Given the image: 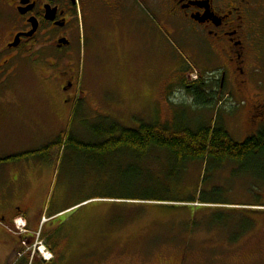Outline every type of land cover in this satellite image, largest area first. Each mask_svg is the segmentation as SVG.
Segmentation results:
<instances>
[{
  "label": "rangeland",
  "instance_id": "obj_1",
  "mask_svg": "<svg viewBox=\"0 0 264 264\" xmlns=\"http://www.w3.org/2000/svg\"><path fill=\"white\" fill-rule=\"evenodd\" d=\"M147 17L150 65L145 61L144 70L138 65L133 87L126 70L115 71V83L119 88L123 85L122 96L127 97L124 107L105 102L109 84L97 82L85 44L77 49L70 67L64 68L76 87L69 90L75 92L68 104L55 82L57 68L30 60L6 67L14 76L6 77L0 106L16 112L20 109L11 108L22 106V121L65 123L71 106L64 131L48 144L67 139L70 143L56 152L55 191L65 186L73 191L70 199L87 200L110 194L134 196L161 187L163 199L198 203L153 206L141 201L91 200L87 208L73 210L68 226L60 230L74 255L70 264H264V159L256 157L245 165L193 161L183 167L167 162L168 154L161 151L135 162L126 152L120 160L93 161L96 145L108 139L99 142L91 134L112 131L117 137V125L136 129L160 121L198 129L216 124L239 143L264 130V116L254 124L250 119L254 103L264 105V56L259 62L251 60V68L247 66L246 75L240 77L207 44H193L189 30L171 33L167 23L165 30L163 16L161 43L153 41L157 22L152 15ZM131 60L135 66L136 57ZM224 71L226 81L220 87L214 80ZM29 105L44 112L25 113L33 108ZM79 222L84 223L80 229Z\"/></svg>",
  "mask_w": 264,
  "mask_h": 264
},
{
  "label": "flooded vegetation",
  "instance_id": "obj_2",
  "mask_svg": "<svg viewBox=\"0 0 264 264\" xmlns=\"http://www.w3.org/2000/svg\"><path fill=\"white\" fill-rule=\"evenodd\" d=\"M132 1L0 0V94L7 75L14 76L7 65L30 60L57 68L55 82L68 97L74 79L66 78L64 68L77 58L89 31L95 44L105 45L103 50L111 51L109 44H116L114 32L121 44H129L124 42V34L134 33L127 25ZM137 1V8H147L148 0ZM161 16L164 29L167 23L171 32L189 30L193 44H207L240 77L246 75L247 66L251 68V60L257 62L264 55V0H161ZM98 20L101 23L96 25ZM225 79L224 72L221 84ZM250 111L254 122L264 115V106L256 103ZM16 237V257L30 261L37 255L33 237Z\"/></svg>",
  "mask_w": 264,
  "mask_h": 264
},
{
  "label": "crops",
  "instance_id": "obj_3",
  "mask_svg": "<svg viewBox=\"0 0 264 264\" xmlns=\"http://www.w3.org/2000/svg\"><path fill=\"white\" fill-rule=\"evenodd\" d=\"M132 3L133 8L128 13L127 25L134 28V33L124 34V42L129 41V44H121L118 33L114 32L116 44H109L111 51L103 50L105 45L95 44L96 42L90 37V31L85 44L90 52L92 69L95 65L97 70V82L109 84L110 92L105 94V102L116 107H124L127 101V97L122 96L123 85L119 88L115 83L116 69L117 72L126 70L129 73L130 84L133 87L138 65L141 70H144L145 61L150 65L146 53L151 29L148 15L149 18L152 15L157 22V30L155 27L152 28L155 30V38L152 37V40L156 39L158 44L161 43V0H148L146 9L137 8V0H133ZM100 23L99 20L96 21V25ZM131 56L136 57L135 66L132 60L129 61ZM159 65L157 63L158 70ZM29 106L33 108L26 109L25 113L44 112L37 107ZM17 107L20 108L11 109H20L19 112L0 106V222L11 225L14 220L20 219L25 224L27 232L22 237H34L39 234L38 240L46 246L53 258L49 262L40 258L28 262L21 261L16 257L19 239L0 225L2 253L0 264H70L74 255L71 254L67 236L64 237L61 231L68 226L69 215L73 210L87 208L83 204L86 199H74L72 196L70 199L69 193L73 191L65 186L60 185L55 191V152L46 150L36 155L13 159L23 153L42 149L58 138L68 123L69 106L65 123L34 120L24 122L21 120L22 106ZM26 117L32 118L27 115ZM81 224L84 223L79 222L78 229Z\"/></svg>",
  "mask_w": 264,
  "mask_h": 264
},
{
  "label": "trees",
  "instance_id": "obj_4",
  "mask_svg": "<svg viewBox=\"0 0 264 264\" xmlns=\"http://www.w3.org/2000/svg\"><path fill=\"white\" fill-rule=\"evenodd\" d=\"M202 91V90H195ZM118 136L114 137L112 131L95 132L91 134L94 138L108 139L102 145H96L95 152L91 153L94 156L93 161L100 163L103 159L114 157L120 160L123 154H132L133 161H139L145 155L150 156L154 152L161 153L165 151L167 162L174 165L183 166L186 163L193 161L216 162L218 164L224 161H231L238 165H245L252 159L259 157L264 159V130L259 131L255 135L249 136L244 142L239 143L232 141L228 134L222 128L213 125L208 128L193 129L185 126H176L173 124H161L160 121L153 124L140 125L136 129H122L117 125ZM122 130V131H121ZM64 140V139H63ZM69 140L59 141L46 149L54 147L55 152L61 151L69 145ZM78 144V143H77ZM79 145V144H78ZM56 150V151H55ZM42 150L29 152L13 157L20 159L26 156L36 155ZM144 159V158H143ZM155 162L161 160L154 158ZM115 160V159H114ZM128 161V159L126 158ZM117 161V160H116ZM118 167V165H114ZM128 171V168L126 169ZM152 179V178H151ZM153 180L150 181L151 184ZM161 187L147 188L142 194L127 195L117 194V197H112L113 194L99 196L103 199H117L126 201H142L145 204L167 202L177 203L183 202L187 204H195V201H174L161 198ZM127 196V197H126ZM206 203H202L204 205Z\"/></svg>",
  "mask_w": 264,
  "mask_h": 264
}]
</instances>
